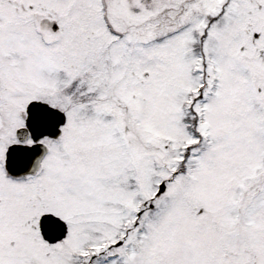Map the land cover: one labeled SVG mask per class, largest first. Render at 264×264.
<instances>
[{
    "label": "snow or ice",
    "instance_id": "1",
    "mask_svg": "<svg viewBox=\"0 0 264 264\" xmlns=\"http://www.w3.org/2000/svg\"><path fill=\"white\" fill-rule=\"evenodd\" d=\"M0 264H264V0H0Z\"/></svg>",
    "mask_w": 264,
    "mask_h": 264
}]
</instances>
